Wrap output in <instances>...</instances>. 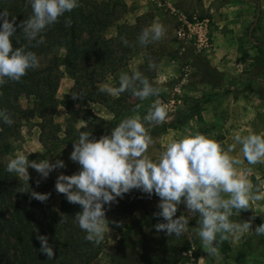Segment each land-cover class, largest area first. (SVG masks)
Returning <instances> with one entry per match:
<instances>
[{"label": "rangeland", "instance_id": "1", "mask_svg": "<svg viewBox=\"0 0 264 264\" xmlns=\"http://www.w3.org/2000/svg\"><path fill=\"white\" fill-rule=\"evenodd\" d=\"M81 1L108 2L110 5L118 2L113 11V23L106 29L105 36L119 40V46L112 42L113 51L125 52L113 74H94L90 82L97 89L105 83L116 87L122 72L131 74L133 70H139L164 94L157 99L168 105L169 115L174 119L151 129L154 143L149 147L148 155L153 160L159 158L170 138H181L186 129L214 138L222 142L225 148L234 142L233 136L237 132L241 135L264 133V0H256L258 8L255 0ZM199 17L202 19H198ZM188 18L192 22L189 23ZM154 22L165 26L166 35L160 41L142 46L138 37L144 28L150 27ZM248 30L250 39L247 36ZM122 38L128 41L127 46ZM62 54V49L39 54V67L35 68L43 76L51 71L52 77H58L54 95L55 107L51 113L46 111L44 118H40L39 111L33 107L36 98L20 96L18 104L23 114L17 115L16 129L9 137L10 153L0 156V161L6 165L17 153L25 154L29 160L47 158L51 163L58 159L63 160L66 167L54 170L46 179H42L35 169H28L30 183L36 184L40 180L41 185L43 180L50 181L49 203L55 210H58L62 197L55 188L58 175H72L80 170L79 164L72 162L69 157L80 132L92 123L90 115L119 123L133 115H140L141 118L144 116L138 112L130 116L118 115L114 119L112 113L99 102L85 103L83 109L88 113H83L72 97L70 99L75 114L70 117L59 103L73 86V79L59 66ZM117 54L120 56V53ZM53 58H56V66H52ZM150 62L155 64L154 68H149ZM79 66L83 68L85 63L80 62ZM96 66L95 62H91L89 67ZM205 95L210 97L199 104L198 113L188 111L179 100L182 96L200 98ZM105 96L111 100L117 98L107 93ZM120 99L132 104L137 97L125 91L120 94ZM231 154L243 159L239 145ZM243 167L251 169L248 178L254 185H264V164L250 165L244 162ZM13 174L15 178L22 179ZM261 191L264 192V188ZM131 192L140 195L143 208L155 213L160 211L157 207V195L149 197L138 189L129 193ZM63 197L66 198L64 194ZM122 200L124 198H117L116 203L105 205L110 232L105 234V239L101 242L103 253L91 264L108 263L107 254L116 245L118 230L124 223L139 222L144 217L141 209L130 214L119 209V202ZM181 214L189 218L190 229L194 214L189 215L183 203L178 206L176 217ZM252 217L255 219L252 220L248 233L237 241L229 239L220 244L222 259L218 262L204 251L196 234H184L188 240H195L185 264H264V235L255 234V228L264 224V199L251 202L250 209L241 211L240 215L234 214L230 219L243 223ZM112 221L119 222L120 226L111 223ZM156 232L159 239L163 238L161 231Z\"/></svg>", "mask_w": 264, "mask_h": 264}, {"label": "clouds", "instance_id": "2", "mask_svg": "<svg viewBox=\"0 0 264 264\" xmlns=\"http://www.w3.org/2000/svg\"><path fill=\"white\" fill-rule=\"evenodd\" d=\"M32 14L18 25L25 38L36 46L45 43L42 35L50 26L59 23L60 17L79 7L78 0H27ZM0 86L8 80L19 82L28 70L39 67V59L33 51L25 47H13L12 37L17 31L16 18L9 20L7 10L0 12ZM66 26H71L68 19ZM166 35V28L160 22H154L142 30L139 43L146 46L160 41ZM39 37V39H38ZM123 40V38H122ZM127 46L128 41L123 40ZM155 64L150 62L149 68ZM98 90L111 96H119L129 91L140 100L159 96L160 89L154 87L139 70L131 74L122 72L119 87L109 84L98 86ZM2 94V93H0ZM85 93L73 94V99L83 98ZM139 107V105H137ZM135 111V109H134ZM0 118L11 126L12 120L7 109L0 111ZM174 119L169 115V107L156 99L141 118L140 115L126 117L111 130L110 135L99 139L92 137L89 131H81L78 140L73 143L70 160L78 163L80 170L72 175H58L55 188L64 194L67 201L81 206L82 211L75 214L85 235V240L100 244L105 234L110 232V221L106 218L105 205L117 202L124 194L138 189L149 195L159 197L154 216L162 217L164 223H157L156 230L165 231L166 235L181 237L189 232V218L184 214L176 217L178 206L184 204L187 213L199 214L198 226L192 231L201 241V246L208 256L217 262L222 259L220 244L232 239L239 240L248 233L252 226V217L248 221L234 222V214L250 209L253 201L264 199L261 188L248 178L251 169L243 167L248 164H264V133L233 136L234 142L225 148L222 142L199 132L185 130L179 139L170 138L159 158L153 160L148 149L154 140L151 129L169 123ZM240 146L243 159L231 153ZM29 167L35 169L42 179L51 172L65 168L63 160L51 163L49 159L29 160L23 153H17L11 159L6 170L23 179L28 187H21L19 192H29ZM40 180L36 181L37 186ZM50 193L30 192V199L46 202ZM63 222V219L60 223ZM111 223L120 226L119 222ZM39 251L48 260L54 258L53 246L46 235H39ZM256 235H264V224L255 228Z\"/></svg>", "mask_w": 264, "mask_h": 264}, {"label": "trees", "instance_id": "3", "mask_svg": "<svg viewBox=\"0 0 264 264\" xmlns=\"http://www.w3.org/2000/svg\"><path fill=\"white\" fill-rule=\"evenodd\" d=\"M78 3L79 7L66 12L60 17L59 23L42 33L45 43L39 46H36L35 41L29 42L18 27L21 21L32 14L31 6L26 7L27 0H0V12L7 10L9 20L16 18L17 31L12 37L14 48L25 47L37 56L48 50H63L59 66L73 79V86L59 103L70 117L75 114L70 98L73 94L81 92L85 95L75 101L83 113H88L83 109L85 103L99 102L112 113L114 119L118 115L130 116L138 112L146 115L154 101L164 96L162 92L158 97L151 96L145 100L137 98L134 103L129 104L125 99H120V95L114 100L109 99L90 82L94 74H113L121 56H125L124 51H113L111 48L112 42L119 46V40L105 36L106 29L113 23V11L118 2L110 5L108 2L84 3L78 0ZM255 6L259 7L256 0ZM68 19L71 20L70 27L65 23ZM188 22H192V19L188 18ZM247 36L250 39L249 30ZM117 53H120V56H117ZM53 59L52 66H56V58ZM80 62L85 63L83 68L79 66ZM91 62H95L97 66L90 68ZM50 73L51 71H48L43 76L35 69H30L19 82L8 80L0 86V111L7 109L14 121L9 126L0 118V156L10 153L9 137L16 129L17 115L23 114L18 104L20 96L36 98L33 107L39 111L40 118H44L46 111L51 113L55 107L54 95L58 77H52ZM209 97L210 95L200 98L182 96L179 100L188 111L198 113L199 104ZM90 118L92 123L88 124L84 131L91 132L92 137L96 139L110 135L111 130L119 124L116 120L104 121L92 115ZM48 123H51L49 119ZM165 129L166 127L162 131ZM244 162L248 164L246 159ZM6 168L7 165L0 161V264H91L103 253V244L97 245L85 240L86 233L75 222V214L82 211L80 205L69 203L63 194L58 210L53 209L49 203L51 195L46 202L30 199L32 190L51 194L50 181L43 180L38 186L28 182L29 192L21 193L19 189L28 186L24 184L23 179L15 178ZM123 198L124 200L119 202V209L127 214L141 209L144 217L139 222L128 221L122 225L118 230L115 247L107 254L106 264H185L195 240H188L184 235L168 236L165 231H161L163 238L159 239L154 226L164 223L163 218L154 216V211L143 208L139 194L126 193ZM62 219L63 222L60 223ZM198 220L199 214L196 213L189 232L195 234L192 228L198 226ZM37 229L38 234L46 235L49 244L53 246L55 255L52 260H48L47 256L39 251L41 244L36 238Z\"/></svg>", "mask_w": 264, "mask_h": 264}]
</instances>
